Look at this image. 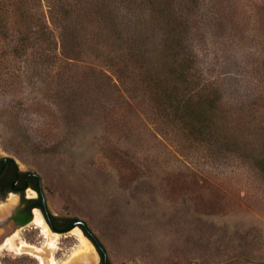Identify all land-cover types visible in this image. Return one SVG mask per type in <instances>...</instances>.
Listing matches in <instances>:
<instances>
[{
  "label": "rangeland",
  "instance_id": "obj_1",
  "mask_svg": "<svg viewBox=\"0 0 264 264\" xmlns=\"http://www.w3.org/2000/svg\"><path fill=\"white\" fill-rule=\"evenodd\" d=\"M22 6L39 40H22ZM142 73L176 102L209 84L211 128L156 109ZM0 157L37 173L50 213L85 221L110 264H264V0H0ZM16 196L0 244L17 232L40 251L0 250V264H80L79 228L48 227L45 249L8 222Z\"/></svg>",
  "mask_w": 264,
  "mask_h": 264
},
{
  "label": "trees",
  "instance_id": "obj_2",
  "mask_svg": "<svg viewBox=\"0 0 264 264\" xmlns=\"http://www.w3.org/2000/svg\"><path fill=\"white\" fill-rule=\"evenodd\" d=\"M149 3L153 4V1H149ZM73 5L76 8L77 15L75 17H77L79 16L81 10L77 9L78 6L76 3L75 4L73 3ZM53 7H54L52 8L53 10L57 9V6L55 7V5H53ZM61 8H64V5L59 7V9ZM19 9L20 11L17 14L20 20L19 24L22 25L21 34H23L24 36L22 40L25 38V36H31V37L33 36L36 40H39L40 36L43 34V29H44V24H42V22L40 21L41 19L29 13L23 6L20 7ZM172 13L173 12H171L170 10L169 15H171ZM62 15H64V17L65 16L68 17L69 13L67 12V10L63 9L61 13V17L63 18ZM65 30L66 29H64L63 31L62 29V35L68 32V31L65 32ZM172 33L174 34L175 31H172ZM136 58L137 55L134 59L136 62L140 63L139 62L140 60ZM181 74L178 77L180 78V80L183 79V81H185L183 75ZM180 76H182L183 78H181ZM184 76L185 78L188 77L186 75ZM156 80H158L157 77L155 78V76L142 73L138 81L140 88H143L142 94H146V90L149 93L150 90L151 92L150 100L153 104H155L156 109L158 108V110H162L164 108L163 107L164 105L169 104V106L174 105L177 111L178 110L181 111L182 109L184 110V112L186 110L188 111L190 110L192 113L196 114L194 115L195 119L192 117L191 120H196V121L191 126H189V128H192L193 130L198 129L200 130L201 133L202 129L203 128L206 129L207 126L204 125V122L207 123L208 120H209L208 127L211 128L210 127L211 118L210 115L208 114L211 110L210 108L212 109L216 108L215 105L216 99L213 96L217 93L215 89L212 88L213 91L211 94V91L209 90L210 88L209 84L204 83L202 80V86L200 90L195 91L194 94L187 96L182 101L178 102L177 100L176 102V100L171 97V94L165 91L166 87H164L162 84H160L159 86ZM198 97H200V100H202L201 103H205L208 105V107H206L201 111H196L195 109H193V106L196 103L194 101H197L195 100V98L197 99ZM253 103L255 104V101H253ZM27 189L33 190L36 193V197L32 199L25 198L24 192ZM9 193H14L19 196L20 203L17 209L15 219L20 226L29 223L32 219L31 209L38 208L44 220L46 221L50 229L54 232L65 233L68 232L70 229H72L73 226L74 227L77 226L82 232V234L90 241V243L96 249L97 253L100 256L101 264H110V261L107 257L106 250L103 244L100 242L98 237L91 231V229L88 227L85 221L77 218H58L50 213L45 202L41 178L37 173L33 171H21L18 168L13 158L0 157V201L4 200Z\"/></svg>",
  "mask_w": 264,
  "mask_h": 264
},
{
  "label": "bare ground",
  "instance_id": "obj_3",
  "mask_svg": "<svg viewBox=\"0 0 264 264\" xmlns=\"http://www.w3.org/2000/svg\"><path fill=\"white\" fill-rule=\"evenodd\" d=\"M28 191H30V192H32V194H34V192L31 189H28ZM16 202H17V196L15 194L9 193V195L6 199V202L0 204V211H3V212L7 211L9 208H11L13 205H15ZM32 214H33V217L31 219L30 223L36 229L39 230L41 237H43V239L45 240V244L43 247H45V249H48L49 251H52V250L54 251V249H56V247H57V245L55 243V239L58 237V234L53 233L48 229V226L45 223L43 216L40 214L39 209H33ZM74 233H75V235L78 236L77 239H79V241H80V246L82 247V250L79 253L75 254V256H74V258H72V260L78 261V262H80V264L81 263L82 264L93 263L94 259H96L95 258L96 252H95L93 245L90 243V241H88V239L84 235L81 234L79 229H75ZM17 239H18L17 232H14L11 236L6 237L2 241V243L0 244V250L20 251L21 249H33L34 251H40L39 248L23 241L22 239L18 243H14V241ZM19 239H20V237H19ZM36 257L38 258V260L40 262L39 264L45 263L41 257H39L37 255H36ZM50 264H59V263L56 262L55 260L51 259Z\"/></svg>",
  "mask_w": 264,
  "mask_h": 264
},
{
  "label": "flooded vegetation",
  "instance_id": "obj_4",
  "mask_svg": "<svg viewBox=\"0 0 264 264\" xmlns=\"http://www.w3.org/2000/svg\"><path fill=\"white\" fill-rule=\"evenodd\" d=\"M33 191V190H32ZM34 192V191H33ZM35 193V192H34ZM36 194V193H35ZM17 195V194H16ZM19 197V196H18ZM36 197V196H35ZM35 197H31V198H27V199H32V198H35ZM19 203H20V201H19V198H18V205H17V208L13 211V213L10 215V217H9V219H8V222H11L12 221V224L15 226V227H22V226H20L18 223H17V221H16V219H15V216H16V213H17V209H18V207H19ZM33 209H38V208H32L31 209V212H32V210ZM40 211V210H39ZM41 213V212H40ZM42 215V214H41ZM44 219V218H43ZM45 221V220H44ZM31 222V221H30ZM45 223H46V221H45ZM47 224V223H46ZM26 225V224H25ZM24 226V225H23ZM47 226H48V224H47ZM49 227V226H48ZM50 228V227H49ZM71 230V229H70ZM69 230V231H70ZM94 247V246H93ZM95 249V248H94ZM96 250V249H95ZM97 252V251H96ZM99 255V254H98ZM99 264H101V260H100V256H99Z\"/></svg>",
  "mask_w": 264,
  "mask_h": 264
},
{
  "label": "water",
  "instance_id": "obj_5",
  "mask_svg": "<svg viewBox=\"0 0 264 264\" xmlns=\"http://www.w3.org/2000/svg\"><path fill=\"white\" fill-rule=\"evenodd\" d=\"M12 224V221L10 222ZM74 227V226H73ZM89 241V240H88Z\"/></svg>",
  "mask_w": 264,
  "mask_h": 264
},
{
  "label": "crops",
  "instance_id": "obj_6",
  "mask_svg": "<svg viewBox=\"0 0 264 264\" xmlns=\"http://www.w3.org/2000/svg\"><path fill=\"white\" fill-rule=\"evenodd\" d=\"M12 194H14V193H12Z\"/></svg>",
  "mask_w": 264,
  "mask_h": 264
}]
</instances>
